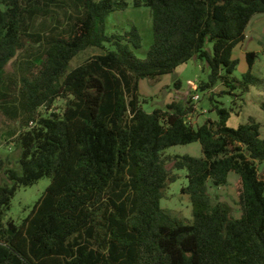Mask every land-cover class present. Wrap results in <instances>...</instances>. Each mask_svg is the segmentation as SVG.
Returning <instances> with one entry per match:
<instances>
[{"label":"trees","instance_id":"trees-1","mask_svg":"<svg viewBox=\"0 0 264 264\" xmlns=\"http://www.w3.org/2000/svg\"><path fill=\"white\" fill-rule=\"evenodd\" d=\"M77 6L61 22L59 10ZM148 6L154 42L146 57L137 27L108 35L106 19L127 0H0V108L8 113L18 100L21 131L20 169L0 157V264H264V160L261 123L250 117L229 125L234 109L215 102L222 93L238 96L251 87L264 91V78L253 73L258 52L248 51L249 68L239 65L235 48L246 39L264 0H133ZM67 14V12H66ZM37 20L52 27L37 35L36 56L13 85L5 68L25 47ZM207 42L213 48L207 49ZM105 53L87 58L72 70L71 60L88 47ZM206 61L207 92L218 120L186 122L195 112L173 100L152 112L144 109L142 80H158L191 59ZM181 81L175 82L179 89ZM63 100V103L60 101ZM264 110V101L260 104ZM200 142L201 157L166 156L172 146ZM186 170L182 188L191 200L193 218L183 223L161 207L176 174ZM238 175L239 218L229 204L207 190ZM51 179L29 215L17 224L6 219L21 187Z\"/></svg>","mask_w":264,"mask_h":264},{"label":"rangeland","instance_id":"rangeland-1","mask_svg":"<svg viewBox=\"0 0 264 264\" xmlns=\"http://www.w3.org/2000/svg\"><path fill=\"white\" fill-rule=\"evenodd\" d=\"M128 5L110 13L106 19V32L108 35L116 33H124L131 31L132 27H137L141 36V47L134 49L136 56L144 59L154 42L153 17L151 8L148 6L136 7L133 0H127ZM74 4L66 5L59 10L58 17L63 22L67 15L75 12ZM67 12V14H66ZM49 20H37L31 27L33 36H28L25 47L18 51L16 56L7 64L5 68V79L13 85L18 84L23 74L27 61L33 59L39 48L36 41L37 35H44L52 27ZM246 39L239 44L234 50V57L239 59V65L233 76L241 79L243 72L249 66L246 60L248 51L258 52L259 57L253 66V73L264 78V15H255L251 20L247 29ZM207 49L213 48L211 42H207ZM107 49H115L112 44L106 43L105 49L98 47H88L76 55L70 62L69 71L83 63L87 58L103 54ZM210 69L206 61L200 59H191L187 64L181 65L175 72L161 76L158 80H142L140 92L143 107L146 111L152 112L158 106L164 107L165 104L173 100L183 101L187 103L191 99V103L195 105V112L191 114V124L195 127L202 125L208 119L218 120L216 111H211V101L207 92L198 89L202 81L209 79ZM180 80V88L175 86V82ZM190 81L195 83L190 86ZM224 86L221 83L212 89L215 93V102L220 106L228 109H234L233 115L229 120V125L237 127L241 123H246L250 117L255 118L261 123V136L264 138V110L260 104L264 101V91L251 87L250 91L240 94L235 91L238 96L222 93ZM199 94L198 100H193V95ZM63 103V100L60 102ZM163 103V105H161ZM14 106H9L8 113L0 108V157L6 161L7 167L20 169L19 159L21 156V147L14 142L18 133L22 130L20 125V108L18 100ZM166 156L185 155L201 157L203 155L202 145L200 142L189 144H181L169 147L165 151ZM261 174L264 173V160L258 164ZM169 171L174 170V162L167 161ZM176 179L170 182L166 188L165 196L161 200V207L166 210L173 218L183 223L191 222L193 218V209L189 196L182 193V188L188 184L186 178V170L175 169ZM238 175L234 172L229 174L228 183L222 186H215L211 180L207 183L208 193L216 200L226 202L232 209V214L239 218L241 216V208L238 204V195L236 191V181ZM8 182L4 172L0 173V184ZM51 179L44 177L37 183L21 187L16 192L7 212L6 219H13L20 224L31 212L34 205L41 198L47 187L50 185Z\"/></svg>","mask_w":264,"mask_h":264},{"label":"built area","instance_id":"built-area-1","mask_svg":"<svg viewBox=\"0 0 264 264\" xmlns=\"http://www.w3.org/2000/svg\"><path fill=\"white\" fill-rule=\"evenodd\" d=\"M190 86H194V88L195 89H197L196 88V86H195V83L193 82V81H190ZM199 94H195V95H193V100H198L199 99ZM186 122H188V123H191L192 122V116H191V114H189L188 116H186Z\"/></svg>","mask_w":264,"mask_h":264},{"label":"crops","instance_id":"crops-1","mask_svg":"<svg viewBox=\"0 0 264 264\" xmlns=\"http://www.w3.org/2000/svg\"><path fill=\"white\" fill-rule=\"evenodd\" d=\"M259 15H264V14H259ZM254 17H255V16H254ZM254 17H253V18H254ZM249 25H250V24H249ZM246 36H247V35H246ZM250 51H251V50H250ZM140 87H141V83H140Z\"/></svg>","mask_w":264,"mask_h":264},{"label":"water","instance_id":"water-1","mask_svg":"<svg viewBox=\"0 0 264 264\" xmlns=\"http://www.w3.org/2000/svg\"><path fill=\"white\" fill-rule=\"evenodd\" d=\"M61 101H62V100H61ZM61 101H60V102H61ZM161 105H163V103H161Z\"/></svg>","mask_w":264,"mask_h":264}]
</instances>
